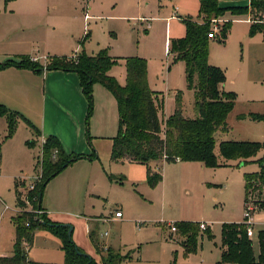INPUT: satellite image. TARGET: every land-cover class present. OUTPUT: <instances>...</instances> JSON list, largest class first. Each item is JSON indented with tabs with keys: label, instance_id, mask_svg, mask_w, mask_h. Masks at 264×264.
<instances>
[{
	"label": "rangeland",
	"instance_id": "374dc122",
	"mask_svg": "<svg viewBox=\"0 0 264 264\" xmlns=\"http://www.w3.org/2000/svg\"><path fill=\"white\" fill-rule=\"evenodd\" d=\"M218 2L227 9L215 22L218 27L208 43V63L224 71L227 86L224 88L235 93L236 104L227 118L228 131L217 134L216 140L219 142L223 136L227 140H250L264 145V121L235 118L238 112L264 113V36L262 32L250 33L251 24L242 20L249 14L253 18L254 11L249 9V14L235 15L229 9L246 6L248 0ZM176 6L182 18L199 19L198 0H0V16L28 15L32 22H40V27L26 31L29 35L25 39L0 38V64L9 58L39 57L44 59L41 65L45 68L53 57L75 60L80 53L92 55L105 49L116 61L110 68L111 74L124 85L125 58H144L149 87L163 96V106L158 110L163 129L165 120L174 111L178 92L183 114L187 117L196 114L193 90L185 78V62L175 60L168 53L171 42L186 35L184 22L169 18ZM224 22L228 23V29L222 43L219 26ZM5 68L9 67L0 71ZM58 70L77 75L79 92L66 79L64 85L68 87L60 98L54 96L50 109L49 106L46 109L45 124L64 130L79 128L81 137L68 139L65 145L61 142V147L66 155L83 157L45 184L39 218L71 224L72 240L92 258L90 264H102L109 249L122 256L119 264H222L221 225L245 221L244 176L258 171V163L228 160L226 165L218 167L197 162L170 163L164 168L163 182L150 185L145 164L110 158L112 138L118 130L117 106L110 92L93 83L91 104L80 86L78 74ZM56 80L61 83L60 79ZM5 81L6 77L0 76V98L5 97L1 91ZM17 125L18 121L10 137L5 130L0 139V256L11 254L15 234L12 217L24 211L18 210L19 200L24 201V208L29 211L27 196L35 195L41 179L39 135L29 128L25 133L18 130L17 138L8 142L11 145H2L3 140L13 137ZM14 181L26 186L33 183L34 190L17 188L15 192ZM248 204L258 207L249 212L252 248L257 257L258 233L264 229V192L261 198ZM31 206L34 208L36 202L32 201ZM115 210H120L122 217L116 218ZM177 221L202 222L211 237L198 229L196 251L185 256L181 246L184 237L176 227ZM172 225L175 231L170 230ZM91 230L98 241V251L89 239ZM28 249V258L35 264L64 260L59 239L44 228L34 230Z\"/></svg>",
	"mask_w": 264,
	"mask_h": 264
},
{
	"label": "trees",
	"instance_id": "16d2710c",
	"mask_svg": "<svg viewBox=\"0 0 264 264\" xmlns=\"http://www.w3.org/2000/svg\"><path fill=\"white\" fill-rule=\"evenodd\" d=\"M5 2L11 0H4ZM198 22L191 18H180L186 27L183 38L173 40L170 53L175 60L185 62V78L194 94L196 115L187 117L183 114L180 94L177 93L173 113L165 120L162 129L158 118V110L163 105V96L150 89L147 79L146 60L141 57L125 58L126 81L120 85L108 71L115 59L110 57L105 49L96 54L80 53L78 58L53 57L45 68L37 61L21 58L12 59L0 64V69L7 66L32 69L35 72L51 69L75 71L79 76L80 86L92 104V84L99 83L115 98L118 110V130L112 138L110 158L113 161H129L147 164L150 161L165 162L198 161L206 167L226 165L228 160L239 163L256 161L259 170L246 173L244 176V203L262 196L264 192V145L256 141H219L216 135L227 130L226 118L232 111L236 95L232 91H222L219 85L225 81L224 71L208 63V43L213 36V20H219L227 9L219 5L218 0H198ZM235 15L254 11V22L250 33L262 32L264 36V0H249L248 6L229 8ZM228 23L219 26L221 42H224ZM0 116L7 120L8 137L16 127L18 120H23L36 135L40 131L28 119L14 110L0 104ZM250 118L264 120V114H238V119ZM217 147V152H216ZM54 150V152H53ZM53 152V153H52ZM54 155V156H53ZM81 155H66L57 137L48 136L42 145L41 179L36 185V206L40 207L42 192L50 178L69 165L82 158ZM220 157L224 161H220ZM162 179L159 172H153L147 167V181L155 185ZM16 183L15 187H18ZM19 205L24 207L19 200ZM30 220L31 222L27 221ZM15 231L13 253L10 256H0V264H35L28 259V248L32 242L36 228H44L60 241L64 253L62 263L44 264H90L92 258L84 254L73 242L72 235L68 237V226L34 217L30 211L12 217ZM176 227L181 231L184 240L181 242L184 255L196 251V235L199 224L190 221H177ZM211 237L208 229L205 230ZM89 238L98 251V241L94 231L89 232ZM259 255L256 257L252 248V240L247 236L246 225L242 222H224L221 225L220 263L264 264V229L259 230ZM81 252V253H79ZM122 256L109 249L102 258V264H119Z\"/></svg>",
	"mask_w": 264,
	"mask_h": 264
},
{
	"label": "crops",
	"instance_id": "0c3cea01",
	"mask_svg": "<svg viewBox=\"0 0 264 264\" xmlns=\"http://www.w3.org/2000/svg\"><path fill=\"white\" fill-rule=\"evenodd\" d=\"M248 5H249V0H248V3L246 6H248ZM198 8H199V1H198ZM179 10H180V8L176 6L173 9L172 15L169 18H179V19L182 18V16L179 15ZM249 15L251 16V14H249ZM249 15H247L246 18H244L242 20L249 22L251 24L252 22L255 21V20H253L255 16L253 18L252 17L249 18ZM35 17H36V14H33L32 19H35ZM196 21L200 22L201 21L200 17ZM35 26L40 27V22H37V21L32 22L31 19H29L28 15L21 16V17H13V16L3 17V16H0V38L4 39V38H11V37H15V38L18 37L21 39H25V36L29 35L28 33H26V31L30 30L31 28L33 29ZM168 42H169V40H167L166 43H168ZM168 53H169V51H168ZM21 58L15 60V61H19ZM32 60H34V61L40 60L38 62L40 64L42 61H44V59L39 58V57H33ZM124 64H125V61H124ZM7 67H9V68H5V69L0 71V76L6 77L5 83L1 87L2 88L1 91L4 93L5 97L0 98V104L6 105L7 108L10 110L17 111L18 113L21 112L22 116L24 115L26 119H28L30 122H32V124L34 123L40 129L39 131H41L42 134L39 135L38 137H39V142L41 144V147L43 145V142L45 141V139L48 137L49 134H52V135L54 134V136L56 135L58 140L60 141V143L62 142L64 145L66 144V141L68 139L81 137L79 128H76V129L67 128L66 130H64V129H56L53 127H46V124H45L46 109L48 106L50 109V105L53 104L54 96H57L60 98V95L68 87V86L64 85L66 79L70 83H73V87H72L73 90H75L76 93L79 92V90H78V88H79L78 77L75 73H72V72L70 73V72H66V71H62V70H58V69L49 70V71L43 70L41 72L35 73V72L31 71L30 69H26V68L18 69L20 67H14V66H11V67L7 66ZM108 74L110 76H113L111 74L110 70L108 71ZM14 76L21 77L24 80L23 81L15 80L12 78ZM56 79H60L61 83H58ZM225 82H226V78H225V81L219 85L220 90L231 91L230 89L224 88V87H227ZM110 95L115 100L114 96L111 93H110ZM235 101H236V99H235ZM115 102H116V100H115ZM235 104H236V102H235ZM235 104H234V107H235ZM116 106H117V103H116ZM234 107H233V109H234ZM233 109H232V111H233ZM248 113H258V112H254V111L240 112V113L238 112L235 115V118H237L238 114H248ZM258 114H264V113H258ZM227 118H228V116H227ZM227 118H226L227 130L224 132H219L218 133L219 135H220V133L227 132L229 129L228 123H227ZM117 120H118V110H117ZM238 120H240V121H246L247 120L250 122H262V121H264V120H252L248 117L243 118V119H238ZM243 126L248 127L247 124H244ZM26 128H29V130L32 131V129H30V127L23 120H18V125L16 128L15 134L13 135V137L3 140L2 145L7 144L8 142H13L15 140V137L17 138V136H18V133H17L18 130L19 131L22 130L23 133H25ZM5 130H7V121H6L4 116H0V139L5 134V132H4ZM247 130H249V128ZM219 139H220V141H227V139H225L223 136L222 137L220 136ZM239 139H248V138H239ZM233 141H250V140H233ZM8 144L11 145V143H8ZM22 148L24 150L23 146H21V149ZM234 161L236 163H239L237 160H234ZM184 162H190V163L197 162V163L202 164L201 162H198V161L176 160L173 162H165L162 160H158V161H150L145 165L147 167H149L153 172H155V171L159 172L162 175V179L160 180V182L161 181L163 182V180L165 178V170H164L165 166L169 165L170 163H172V164H184ZM34 172H35V169H34ZM17 183L20 184L19 182H17ZM15 185H16V181H14V191L17 190V188H18V187H15ZM40 206H41V202H40ZM20 207L21 206L19 205L18 210L20 209ZM121 217H122V213H121ZM103 218H102V220H103ZM116 218H120V217H116ZM97 219H98V221L101 220V218H99V217ZM97 219H94V220H97ZM61 224H69V223L64 222ZM73 228L74 227L72 226V231H73ZM252 236H253V234L249 238H251ZM33 237H34V232H33ZM33 237H32V241H33ZM14 239H15V234L13 237V243H14ZM31 245H32V242L30 244V247H31ZM221 252H222V247H221V239H220V255H221ZM12 253H13V244H12V251H11L10 255H12ZM10 255H5V256H10ZM222 264H235V263H222Z\"/></svg>",
	"mask_w": 264,
	"mask_h": 264
},
{
	"label": "built area",
	"instance_id": "2783aa9c",
	"mask_svg": "<svg viewBox=\"0 0 264 264\" xmlns=\"http://www.w3.org/2000/svg\"><path fill=\"white\" fill-rule=\"evenodd\" d=\"M213 22H214V24H213V26H212V32H213V35L216 33V31H217V25L215 24V22H217V20H213ZM211 37H212V35H211ZM54 156V155H53ZM34 184L33 183H29L28 184V186H26L25 184H23V183H21V184H19V186H18V189L20 190H23L24 188H28V190L29 191H32V190H34ZM36 200H37V197H36V195H30V197L29 196H27V199H26V203L28 204V205H30V209H29V211L30 212H32L33 214H34V217L36 218V217H38V219H40L39 218V215L42 213V210H41V207H38V206H35L34 208H32V206H31V202L32 201H35L36 202ZM251 200H249V201H246L245 202V216L244 217H246L245 218V221L243 222L245 225H246V233H247V236L248 237H250L252 234H253V232H252V228H251V221H250V211H253V210H257L258 209V207H256V206H254V205H250V204H248L249 202H250ZM24 202V201H23ZM19 210H26L24 207L23 208H21L20 207V209ZM114 216L115 217H121V211L120 210H115L114 211ZM41 220V219H40ZM199 228L201 229V230H205L206 229V226H205V224H203L202 222L201 223H199ZM175 229H176V227L174 226V225H172L171 227H170V230L171 231H175Z\"/></svg>",
	"mask_w": 264,
	"mask_h": 264
},
{
	"label": "water",
	"instance_id": "95a60500",
	"mask_svg": "<svg viewBox=\"0 0 264 264\" xmlns=\"http://www.w3.org/2000/svg\"><path fill=\"white\" fill-rule=\"evenodd\" d=\"M65 225L68 226V232H67V234H68V237L70 238L71 237V234H72V225H70V224H65ZM79 253H81V252H79ZM84 254L87 255V256H89L86 253H84Z\"/></svg>",
	"mask_w": 264,
	"mask_h": 264
}]
</instances>
